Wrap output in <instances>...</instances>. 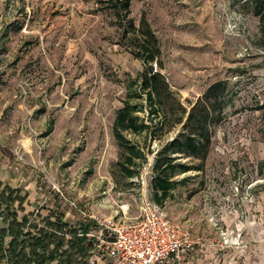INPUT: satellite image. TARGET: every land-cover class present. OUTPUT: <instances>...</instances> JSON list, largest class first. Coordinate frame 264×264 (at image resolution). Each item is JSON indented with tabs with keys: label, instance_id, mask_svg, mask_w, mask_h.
Returning a JSON list of instances; mask_svg holds the SVG:
<instances>
[{
	"label": "rangeland",
	"instance_id": "obj_1",
	"mask_svg": "<svg viewBox=\"0 0 264 264\" xmlns=\"http://www.w3.org/2000/svg\"><path fill=\"white\" fill-rule=\"evenodd\" d=\"M108 1L0 0V141L12 187L35 190L25 214L56 212L78 227L124 206L135 217L143 195L152 202L154 154L138 178L118 166L115 115L143 68L119 45ZM130 10L137 27L145 17L157 36L161 73L187 112L211 84L229 85L209 156L194 162L202 171L179 177L184 183L160 209L202 241L184 264H264L259 18L249 0H133ZM173 137L146 145L156 152ZM128 138L143 147L144 136Z\"/></svg>",
	"mask_w": 264,
	"mask_h": 264
},
{
	"label": "trees",
	"instance_id": "obj_2",
	"mask_svg": "<svg viewBox=\"0 0 264 264\" xmlns=\"http://www.w3.org/2000/svg\"><path fill=\"white\" fill-rule=\"evenodd\" d=\"M132 1L106 3L116 18L119 45L143 68L130 83L123 107L116 112L113 136L121 150L118 166L126 179L138 178L148 156L154 154L151 200L162 209L184 183L178 181L179 177L202 171L203 167H196L194 162L203 165L209 156L215 131L231 104L229 85L227 81L211 84L187 112L161 73L164 64L157 36L145 17L138 27L131 18ZM249 1L254 16L260 20L264 41V0ZM171 132L174 137L161 143L156 152L146 145L160 142ZM128 135L144 136L143 147ZM26 200L20 190L0 185V218L4 226L0 228V264H88L93 244L80 234L94 230L93 223L75 227L60 213L49 212L45 218L25 214Z\"/></svg>",
	"mask_w": 264,
	"mask_h": 264
},
{
	"label": "built area",
	"instance_id": "obj_3",
	"mask_svg": "<svg viewBox=\"0 0 264 264\" xmlns=\"http://www.w3.org/2000/svg\"><path fill=\"white\" fill-rule=\"evenodd\" d=\"M90 220L94 230L80 234L93 244L88 264H184L187 253L202 246L201 239L170 221L145 195L135 217L124 206L109 219Z\"/></svg>",
	"mask_w": 264,
	"mask_h": 264
},
{
	"label": "crops",
	"instance_id": "obj_4",
	"mask_svg": "<svg viewBox=\"0 0 264 264\" xmlns=\"http://www.w3.org/2000/svg\"><path fill=\"white\" fill-rule=\"evenodd\" d=\"M2 143L0 141V185H2L3 187L5 186H9L10 188L12 189H15L14 187H12V184L10 183V177H11V173L10 171L8 170V167H9V164L8 163V159H7V156L2 152ZM16 190H20V189H16ZM24 190L26 191L23 195L22 193V196L23 197H27V200H26V204L25 205H31V203L33 202L32 199H34V194H35V190L32 187H30L29 185H25L24 187ZM32 200V201H30ZM30 202V203H29ZM25 205H24V208H25ZM33 205V204H32Z\"/></svg>",
	"mask_w": 264,
	"mask_h": 264
}]
</instances>
